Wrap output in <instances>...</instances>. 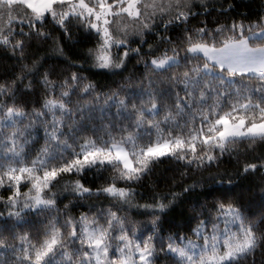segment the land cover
Here are the masks:
<instances>
[{
    "label": "snow or ice",
    "instance_id": "snow-or-ice-1",
    "mask_svg": "<svg viewBox=\"0 0 264 264\" xmlns=\"http://www.w3.org/2000/svg\"><path fill=\"white\" fill-rule=\"evenodd\" d=\"M0 50V264H264V9L0 0ZM165 160L183 187L133 203Z\"/></svg>",
    "mask_w": 264,
    "mask_h": 264
},
{
    "label": "trees",
    "instance_id": "trees-1",
    "mask_svg": "<svg viewBox=\"0 0 264 264\" xmlns=\"http://www.w3.org/2000/svg\"><path fill=\"white\" fill-rule=\"evenodd\" d=\"M237 5H238V10L239 11H250L251 13H256L258 11H261L262 9H264V0H236ZM37 44L40 45L36 56L30 57V59L28 61H26V63L31 64L32 60L36 59L39 56H43L45 54V52H47L49 55H54V53H52L51 51V47H52V42L51 40L47 41V42H42V41H37ZM149 43H152L151 40H149ZM133 47H135V45H133ZM145 48H147V45H145ZM10 49H9V54H10ZM9 54H6L3 52V50H0V72H3L6 68L8 70L12 69V66L14 64H16V60L15 59H10L9 58ZM66 54H68L66 52ZM171 54V53H169ZM136 58L133 57L132 61L129 62V69L131 70L132 68V64L135 63ZM53 63H60L59 61H55V60H48L46 62V66L51 65ZM61 66H63L61 64ZM17 71H19V69H16ZM76 69H71L70 71H75ZM143 69H141L142 71ZM41 71H43V69H41ZM85 75H87V73H85ZM125 75H127V72L125 73ZM101 81V83H104L106 80L112 79V78H106L104 76H100L98 77ZM25 83H27V81H25ZM85 99H88L87 97H85ZM43 135V130L41 129V136ZM41 143H43V140H41ZM246 145H240L239 148L240 150H244ZM260 151H264V149L261 148H257L256 152H260ZM235 154H233L234 156ZM252 153H249V156H251ZM228 159L229 157H225V162L221 165V168L223 169L224 167H227L230 171L233 170L234 166H235V160H232V163H228ZM244 157H241V163H244ZM247 162L252 163L255 162L252 159H248ZM213 171H215L216 169L213 168ZM183 171L182 168H179L178 166L173 165L172 163H170L169 161L165 160L162 163L158 164L154 171L147 177L144 178V180L142 181L141 185L139 187H136V191L138 193H143L144 194V199H140L139 197H137L136 200L133 201V203H146V202H151V196L153 194V192H164V191H171V192H179L180 189L183 187V183L181 182V177H180V172ZM225 179H227V177H225ZM176 182L177 186H173V182ZM191 181H187V183H190ZM257 192H259V188L257 187L256 189ZM92 199H96L95 197H93ZM67 202V201H65ZM166 202V201H165ZM184 207L185 209V214H187L188 209L185 206H178L174 211L172 212H168L165 217H164V221H165V228H166V232L165 235L168 234V232L170 231H174V227H170V226H175L177 224H185L187 223L186 219L181 217L180 215V208ZM252 211H253V218H255L256 216L259 215L260 213V206L258 201L254 204L251 205ZM78 214V213H77ZM136 220H144L147 219V217H143V216H135ZM145 235H147V233H145ZM185 235H190V233L185 232ZM258 256V260H259V253H257ZM155 264H166V262L164 260H160V261H156Z\"/></svg>",
    "mask_w": 264,
    "mask_h": 264
}]
</instances>
